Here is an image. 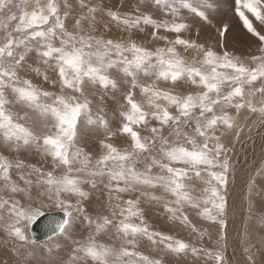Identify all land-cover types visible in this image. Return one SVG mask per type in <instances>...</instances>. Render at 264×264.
I'll return each mask as SVG.
<instances>
[{
    "label": "snow or ice",
    "instance_id": "1",
    "mask_svg": "<svg viewBox=\"0 0 264 264\" xmlns=\"http://www.w3.org/2000/svg\"><path fill=\"white\" fill-rule=\"evenodd\" d=\"M149 2L158 9H166L173 19L157 21L148 13L137 16H121L112 11L107 13L117 27L129 33V40L125 42L94 34L99 4L90 5L81 0V7L87 8V12L80 14L75 22L78 31L72 32L64 22L68 13L65 12L62 18L57 0H35L31 11L27 10L28 0H0V137L9 153L5 155L0 152V189L12 194L9 198L0 196V231L6 237L4 245L11 243L12 251L17 256L23 255L20 249L35 244V240L28 235V228L44 215L41 209L52 204L63 213V217L53 224V235H62L72 240L74 245L68 260L61 261V264H163L162 258L151 259L135 250L140 237L176 255L189 249L190 245L182 240L151 231L144 220L143 210L139 208V199L121 202L119 193L134 191L137 187L159 186L174 196L173 201H165V209L170 213V219H179L185 225L190 222L183 213L184 205L201 208L203 204L200 215L210 221H216L217 216L223 213L224 198L213 181L220 185L225 183L224 173L228 170V161L225 159L222 164L218 162L223 145L218 143L219 137L215 132L219 125L232 128L234 121L226 110L217 114V107H234L239 111L247 106L250 111L264 116V102L260 107H254L245 95L246 87L251 88L257 80L264 81V45L260 48V56L250 58L254 66L228 52L221 55L211 49H204L194 41L181 38L180 34L190 26L182 22L183 17L180 22L177 21L179 9L173 6L175 0H140V4ZM233 2L234 11L243 27L264 42V35L257 31L253 21L246 15V12L250 13L259 25L264 26L262 0ZM180 5L194 16L207 21L205 12L201 10L205 5L194 3L193 0H180ZM65 7H69L67 3ZM137 11H140L139 7ZM13 21L17 23L10 27ZM82 21L88 22L87 29ZM142 24L153 28V39L164 40L168 46L150 51L132 40L134 29L144 30ZM160 29L175 33V38L158 36ZM57 40L59 46L55 44ZM178 46L201 51L202 59L187 63L177 51ZM33 51L47 68L57 74L59 95L39 89L30 80L19 76L26 57ZM126 52L131 53V59H124L127 65L124 71L131 77L132 90L124 97L128 107L120 114L121 123L117 131L129 139L130 150L126 148L121 151L106 142L117 133L108 129V122L103 117L93 119L90 107L92 99L89 96L100 89L106 92L118 88V82L109 75V69L116 63L111 57L113 54L124 57ZM153 57L157 61L152 72L155 80L150 84H141L130 69L133 65L139 69L146 62L150 63ZM33 70L40 72L38 68ZM44 79H48L47 69ZM180 80L195 85L200 91L185 95L157 85L158 81H171L175 85ZM136 88L140 89L143 101L138 102L134 98ZM6 89L14 94V101L6 97ZM256 92L264 94V83L252 94ZM41 97L51 98L53 103L43 104ZM100 98L103 99V95ZM160 101L166 103L161 104ZM13 102L39 109L43 123L35 121L27 112L21 115L13 111L8 107ZM170 107L175 109V114L169 111ZM152 120L158 122L159 127L151 126ZM84 123L103 127L107 133L106 140L100 142L106 151L94 162L92 156L79 147L80 127ZM165 127L170 130V135L176 137L175 141L164 136ZM184 128H192L194 135H189ZM142 129L150 131L151 137L142 135ZM197 136L202 139V143L197 141ZM157 141L160 147L155 151L159 158L151 155ZM212 141L217 143L213 144ZM188 144L191 148L185 146ZM32 150L46 158L50 157L53 170L41 172L35 185L31 180H25L26 186L21 187L14 182L11 170L24 167L35 169L34 165H25L22 158L23 154ZM213 152L215 155H212ZM145 153L149 156L145 157ZM141 158L151 160V163L145 164L144 172L136 169V161ZM154 166L159 167V174H152ZM200 166H204L203 169ZM217 167L223 171H212ZM57 169L60 170L58 174ZM190 170H194L197 177L201 176V170L207 172L205 183L208 187L203 191L208 195L203 200L193 198L185 183L186 179H190ZM105 178L108 180L106 187L110 188V215L120 217L115 224L108 215L94 219L86 214L84 208V202L89 197L84 186L89 185L94 189L97 182L102 183ZM113 181L116 182L114 187ZM121 182L123 186H120ZM34 187L37 190L35 196L32 191ZM16 195L25 198L28 203L22 204L14 198ZM112 199L117 203L112 204ZM151 199L160 201L161 197L152 196ZM213 210H217L215 214ZM133 218L140 222H133ZM77 222H87L89 232L85 238H73ZM219 222L223 226L224 221ZM109 227L116 229L115 235L121 240L118 248L99 243L96 239L101 233H107ZM191 227L193 231H198L194 225ZM48 251L51 253V248ZM192 251L195 253L197 249L193 247ZM207 255L212 256L210 252ZM214 258L220 261L222 256L217 253Z\"/></svg>",
    "mask_w": 264,
    "mask_h": 264
},
{
    "label": "rangeland",
    "instance_id": "2",
    "mask_svg": "<svg viewBox=\"0 0 264 264\" xmlns=\"http://www.w3.org/2000/svg\"><path fill=\"white\" fill-rule=\"evenodd\" d=\"M57 2L60 5V14L62 18L65 12L68 13L64 20L68 30L72 32L78 31L75 28V22L79 19L82 12H87V8L81 7V0H57ZM84 2L90 5H100V10H98L95 15L96 30L94 34L114 41L123 40L127 42L129 40V33L124 31L121 27H117L115 22L111 21V18L107 14L109 11L117 12L121 16H137L141 13H148L157 21H171L173 19L170 12L166 9H158L150 2L140 4V0H84ZM193 2L205 5L201 10L205 12L208 19L205 21L194 16L187 9L181 7L180 0H175L173 6L179 9V16L176 17L177 21L180 22V18L183 17L184 19L182 22L190 26L187 31L180 34L181 38L194 41L197 45H202L204 49H213L212 51L221 55L224 52H228L233 56L240 57L241 60L249 65H251V57L260 56L262 54L260 48L264 45V42H261L258 37L253 36L243 27L242 21L239 20L234 11L233 0H193ZM65 3H67L69 7H65ZM262 3H264V0H262ZM34 6L35 0H28L27 10L30 9L28 11H31ZM137 7L140 9L139 12L137 11ZM261 10L264 11V8ZM246 15L253 21V25L256 27L257 31L260 32L261 35H264V26L259 25L250 13L246 12ZM15 23H17V21H13L10 27L14 26ZM82 23L85 29H87L88 22L82 21ZM106 25L107 28L105 27ZM141 27L144 29L143 31L134 29L131 33V39L138 45L150 51H155L157 48H166L168 46L164 40L152 38L151 33L153 32V28L151 26H144L142 24ZM221 32H223V35H221ZM157 35L174 39L176 34L165 32L163 29H160ZM55 44L59 46V41H55ZM177 51L189 64L198 62L202 59V52L197 49H185L182 46H178ZM125 58L131 59V53H124V57L115 54L111 57L116 63L109 69V75L118 82V88L116 90L109 89L106 92L100 89L98 92H93L89 96V98L92 99L90 107L92 109L93 119L96 120L98 117H103L110 126L113 122L116 124H114L113 130L108 129L117 134L106 142L112 143L121 151L126 148L130 150L129 139L119 134L117 131L121 123L120 114L128 107L124 97L128 91L132 90L131 77L126 75L124 71L125 67H127L124 63ZM156 65L157 61L155 57H153L150 63L146 62L139 69L135 68L133 65L130 70L134 71L139 83L150 84L155 80L152 72L155 70ZM37 68L40 70L39 73L33 70ZM46 69L48 76L47 80L44 79ZM145 73H147V75H145ZM18 74L21 78L30 80L32 84L39 89L56 95L60 94L57 74L43 64L35 51L28 54L24 67ZM54 81L56 83H54ZM262 83H264V81L257 80L253 83L251 88L246 87L245 90L246 99H250L252 105L257 108L264 102V94L256 92L253 95L252 92L256 88H259ZM157 85L160 88L185 95L190 92L196 93L200 91L195 85L185 80H180L175 85H173L171 81H158ZM134 92V98L138 102L144 100L139 88H136ZM5 95L9 100L14 101V94L10 89L5 90ZM101 95H103V99L100 98ZM41 103L52 104L53 101L51 98L41 97ZM160 103L164 104L166 102L160 101ZM8 107L21 115L27 112L35 121L41 124L43 123L39 109L28 107L19 102H13L9 104ZM145 107L147 110L146 105ZM225 110L233 117V127L228 129L226 126L219 125L215 135L219 137L218 143L223 145L218 162L222 164L224 160L227 159L228 170L224 173L225 183L223 185L213 181L220 195L224 198L223 202L225 207L223 213L217 216L216 221H210L200 215L203 204L201 208H192L188 205H184L183 213L188 216V221L190 222L189 225H185L181 223L179 219L174 220L169 218L170 213L165 209V201H173L175 197L165 192L164 189L159 186L155 188L137 187L134 191L119 193L118 195L120 198L122 197L121 202L130 199H139V208L143 210L144 220L151 231L163 233L166 236L182 240L190 245L185 253L176 255L168 252L163 246L153 244L152 242L149 243L145 237H140L137 239L136 251L140 253L143 251L142 254L147 255L151 259L165 258L171 264H244L245 261V264H264V157L261 164L259 163L256 166L255 171L250 173L249 178L245 180L242 178L243 175L242 177L237 175L238 173L249 171V168L253 166L255 160L252 158L258 157L260 155L259 153H262L264 150V139H261L262 137L264 138V116H261L259 112L250 111L247 106L239 109V111L234 107H228L226 109L217 107V114H222ZM169 111L175 114L174 108L170 107ZM21 123H24V121H21ZM28 123L30 124L31 121ZM150 125L159 127L158 122L154 120L150 121ZM37 131H39V128ZM184 131L188 132L189 135H194L192 128H184ZM163 134L170 141H175L176 139L174 135H170V130L167 127H165ZM142 135L151 137L152 134L147 129H142ZM106 137L107 133L103 127L84 123L80 127L79 147L89 153L94 162L96 158L106 151L101 147L100 143L97 144L98 141L101 142L102 140H106ZM196 139L198 142L202 143L200 137L197 136ZM213 142L217 143V141ZM258 143L260 146L257 145ZM185 146L191 148L190 144ZM159 147L160 144L159 141H157L151 155L159 158L158 152L155 151V149ZM243 147H246V149ZM0 152H3L5 155L9 154L3 144L2 137H0ZM212 155H215V153L213 152ZM144 156L148 157L149 154L145 153ZM22 158L24 159L25 165H34L35 169L24 167L22 169L13 168L11 170V176L14 182L21 187L26 186L25 180H31L33 185H35L37 177L41 172L46 173L53 170L51 158H46L35 150L23 154ZM146 163H151V160H145L143 158L138 159L136 161L137 171L144 172L146 170ZM174 166L183 167V165ZM203 167L204 166H200L201 169H203ZM59 171V169L56 170L57 174ZM212 171L222 172L223 169L217 167L212 169ZM159 173V167L154 166L152 168V174L156 175ZM234 176L237 177L235 178ZM188 177H190V179H186L185 183L189 186L191 196L203 200V198L208 195L203 191L208 187L205 183V180L208 179L207 172L201 170V176L197 177L195 171L190 170L188 172ZM240 179H242V181ZM107 184L108 180L105 178L102 183L98 181L94 189L89 185L84 186L85 190L89 192V197L84 202V208L86 214L92 216L94 219L97 216L108 215L115 224L119 221L120 217L118 215L116 217L110 215V188L106 187ZM115 184L116 182L113 181V187ZM233 184L238 187L235 191L236 193L228 202L229 187ZM120 186H123L122 182ZM32 191L33 196H35L37 191L36 188L34 187ZM142 193L144 194L142 195ZM113 195H115V193H113ZM0 196L9 198L12 194L0 189ZM152 196L161 197V199L160 201L152 200ZM14 198L19 199L22 204L28 203V201L20 195H16ZM111 203L115 204L117 201L112 199ZM217 203H219V201H217ZM169 206L175 205L170 204ZM208 207H211V205H208ZM55 210L60 209L55 207L54 204L41 209L43 213ZM216 211L217 210H213V214H215ZM5 219H7V214H5ZM220 220L224 221L223 226L220 224ZM133 222L139 223L140 221L133 218ZM191 225H194L198 231H193ZM88 232L87 222H77L72 235L74 239H82L87 236ZM115 233L116 229L114 227H109L107 233H101L96 239L99 243L114 245L118 248L121 244V240L116 237ZM228 233L229 235H227ZM28 235L30 237L29 228ZM5 238V234L0 231V264H9L8 259L12 261V264H61V261L68 260L71 255V249L74 246L72 240L65 239L62 235L57 234L51 236V239L49 237L41 241H35V244L26 245L24 248L20 249L23 255L17 256L12 251L13 245L11 243L7 246L4 245L3 240ZM57 245H59V247H57ZM126 246L131 248L130 245ZM238 246L244 251L245 260L241 259L239 256L237 257L235 250ZM193 247L197 249L195 253L192 251ZM49 248H51V253L48 251ZM7 252H11V254H7ZM209 252L212 254L211 257L207 255ZM29 253H32V255L29 256ZM217 253L222 256L220 261L214 258ZM230 253H232L233 256H231ZM5 254L8 256L3 257ZM24 257H27V259ZM229 257H231L232 261ZM163 262L166 263L165 261Z\"/></svg>",
    "mask_w": 264,
    "mask_h": 264
},
{
    "label": "bare ground",
    "instance_id": "3",
    "mask_svg": "<svg viewBox=\"0 0 264 264\" xmlns=\"http://www.w3.org/2000/svg\"><path fill=\"white\" fill-rule=\"evenodd\" d=\"M104 1H105V0H104ZM30 4H32V3H30ZM94 4H95V3H94ZM103 5H104V4H103ZM28 10H30V9H28ZM83 11H84V10H83ZM105 24H106V23H105ZM108 26H109V25H108ZM101 28H102V27H101ZM211 50H213V49H211ZM92 106H93V105H92ZM95 107H96V106H95ZM93 108H94V106H93ZM98 111H99V110H98ZM21 113H22V112H21ZM97 113H99V112H97ZM19 114H20V113H19ZM261 118H262V117H261ZM261 118H260V119H261ZM263 118H264V117H263ZM114 124H115L114 122L111 124V126L108 124V128H109L110 130H113V129H114V127H113ZM115 125H116V124H115ZM260 133H261V132H260ZM263 133H264V132H263ZM252 135H253V134H252ZM261 137H262V136H261ZM248 138H249V137H248ZM259 139H260V137H259ZM259 139H258V140H259ZM261 139H264V138L262 137ZM261 139H260V140H261ZM253 141H254V140H253ZM212 142H213V141H212ZM255 142H256V141H255ZM255 142H254V143H255ZM98 143H100V141H98L97 144H98ZM241 143H242V142H241ZM213 144H215V143L213 142ZM247 144H248V143H247ZM252 144H253V143H252ZM255 145H256V144H255ZM255 145H254V147H255ZM257 145L260 146L259 143H258ZM245 146H246V145H245ZM237 147H238V146H237ZM243 148L246 149V147H243ZM250 148H251V147H250ZM256 148H257V147H256ZM258 148H259V147H258ZM252 149H253V148H252ZM259 149H260V148H259ZM248 151H249V150H248ZM254 151H255V150H254ZM250 152H251V151H250ZM241 153H242V152H241ZM249 154H251V153H249ZM249 154H248V155H249ZM259 154H260V155L262 154V155H261V156L259 155V156L256 157V158H255V157H254V158L251 157L252 159H255V160H254V164H253V166H252L251 168H249V171L247 170V171L244 172V173H238L237 175H238L239 177H242V175H243L242 178L245 179V180H246L247 178L250 177V173H253V172L255 171V169H256V166H257L259 163L261 164V162L263 161L264 150H263L262 153H259ZM241 155H242V154H241ZM252 155H253V154H252ZM255 155H257V154H255ZM255 155H254V156H255ZM245 158H246V157H245ZM245 158H244V159H245ZM251 161H252V160H251ZM237 163H238V162H237ZM230 165H231V164H230ZM236 166H237V165H236ZM258 168H259V167H258ZM237 170H238V169H237ZM244 170H245V169H244ZM244 170H243V171H244ZM234 177L236 178L237 176H234ZM234 177H233V178H234ZM228 179H229V178H228ZM238 179H239V178H238ZM235 180H237V179H235ZM240 180L242 181V179H240ZM237 187H238V186H236V185H234V184H233L231 187H229V191H228V192H229V194H228L229 196H228V199H227L228 202L231 200V197L236 193L235 191H236ZM243 187H244V186H243ZM225 190H226V189H225ZM236 195H237V194H236ZM236 195H235V196H236ZM121 198H122V197H121ZM225 200H226V199H225ZM102 202H103V201H102ZM99 206H101V205H99ZM99 211H100V210H99ZM243 211H244V210H243ZM233 218H234V217H233ZM236 220H237V219H236ZM237 223H238V222H237ZM236 231H237V230H236ZM237 232H238V231H237ZM254 233H255V232H254ZM225 234H226V233H225ZM235 234H237V233H235ZM235 234H234V235H235ZM227 235H229V233H228ZM232 235H233V234H232ZM142 238H143V237H142ZM144 239H145V238H144ZM146 240H148V239L146 238ZM238 240H239V239H238ZM229 241H230V240H229ZM231 241H232V240H231ZM236 241H237V240H236ZM148 242L150 243L149 240H148ZM240 242H241V241H240ZM238 243H239V242H238ZM231 245H232V244H231ZM234 246H235V245H234ZM229 247H230V246H229ZM232 247H233V246H232ZM223 248H224V247H223ZM230 249H231V248H230ZM235 252H236L237 257L239 256L241 259H244V260H245L244 251L242 250V248H241L240 246L237 247V249L235 250ZM8 253L11 254V252H7V254H8ZM142 253H143V251H142ZM10 254H9V255H10ZM156 254H157V253H156ZM157 255H158V254H157ZM230 255L233 256L232 253H230ZM230 255H229V256H230ZM6 256H8V255L5 254V256H3V257H6ZM11 256H12V255H11ZM146 256H147V255H146ZM155 257H156V256H155ZM157 258H158V257H157ZM229 258H230V260H231V257H229ZM162 259H163V261L166 262V263L163 262L164 264H169V263H170L167 259H165V258H162ZM236 260H237V259H236ZM231 261H232V260H231ZM242 261H243V260H242ZM245 262H246V261H245ZM245 262H244V264H245ZM8 263H9V264H12V261H11L10 259H8ZM170 264H171V263H170ZM200 264H201V263H200Z\"/></svg>",
    "mask_w": 264,
    "mask_h": 264
},
{
    "label": "water",
    "instance_id": "4",
    "mask_svg": "<svg viewBox=\"0 0 264 264\" xmlns=\"http://www.w3.org/2000/svg\"><path fill=\"white\" fill-rule=\"evenodd\" d=\"M62 217L63 213L61 210L44 212V215L40 216L29 227L31 239H34L35 241H41L53 236L51 231L53 224Z\"/></svg>",
    "mask_w": 264,
    "mask_h": 264
}]
</instances>
